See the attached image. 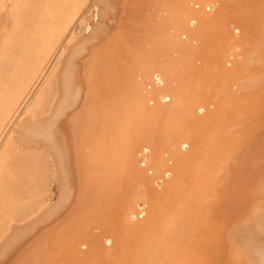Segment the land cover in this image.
<instances>
[{
    "label": "bare ground",
    "instance_id": "obj_1",
    "mask_svg": "<svg viewBox=\"0 0 264 264\" xmlns=\"http://www.w3.org/2000/svg\"><path fill=\"white\" fill-rule=\"evenodd\" d=\"M260 1L0 0V264H62L90 216L103 264L217 225L205 205L263 159L230 137L264 96Z\"/></svg>",
    "mask_w": 264,
    "mask_h": 264
},
{
    "label": "rangeland",
    "instance_id": "obj_2",
    "mask_svg": "<svg viewBox=\"0 0 264 264\" xmlns=\"http://www.w3.org/2000/svg\"><path fill=\"white\" fill-rule=\"evenodd\" d=\"M259 10L264 9V0L259 2L257 6ZM261 14L264 12L256 11ZM261 107L256 111V123L255 116H249L250 120L245 126L246 130L243 138L230 136L229 133H225L232 137L233 142H241L245 147L252 148L253 144L259 141V148H261L260 156L263 158L260 161L259 166L254 167L250 162L247 165V169L242 173V177L231 181L226 189L222 190L220 203L222 205H205L203 202L196 201V209H200L199 206L205 205L206 208L212 209L210 216L217 223L213 229L205 236L196 231L201 229V225L189 222L184 227L180 228L181 236L177 237V233L173 237H160V244L158 250L153 252L151 260L155 264H180V259L184 260L187 264H264V96H261ZM257 118L259 121H257ZM180 122L184 125L192 124L194 119L191 115L182 116ZM184 121V122H183ZM204 120L193 124L196 129L204 128ZM209 125V124H208ZM254 126H256L254 128ZM231 133V131H230ZM178 137H186L187 132H184L182 128L177 132ZM210 143H215V136L212 137L208 134ZM256 139V140H255ZM44 145V144H43ZM250 151V150H249ZM246 151V157L249 153ZM246 159V158H245ZM244 159V160H245ZM244 162V161H243ZM247 163V162H246ZM230 169H235V163L229 164ZM260 171V172H259ZM258 174H261V186H258ZM226 177V176H225ZM230 177V176H229ZM228 180L230 182V179ZM239 182L237 184L236 182ZM258 202V203H257ZM248 208L250 210H248ZM247 214L245 216V212ZM252 210L257 211V215ZM250 211V212H249ZM96 212V211H94ZM249 212V214H248ZM90 212L89 214H91ZM94 214V213H93ZM250 215V216H249ZM240 217L239 219H236ZM91 218V216H90ZM88 219L87 224L92 223V232L84 230L83 232L76 233L71 240L73 245L74 254L72 257H61L60 263L62 264H103L99 259V250L101 246H97L99 240L102 239L100 235H95L98 232V228H95V220ZM53 223H48L43 226L40 231L35 233L29 238L30 240L37 239L44 232V230L50 228ZM197 224V225H196ZM96 225V226H95ZM93 227V228H92ZM95 228V230H94ZM228 230L232 236L224 235V230ZM238 231V232H237ZM145 238L142 235H136L134 240L135 251L138 254H142V249L145 247V243L141 248V243ZM32 240V241H33ZM101 243V242H100ZM148 239H146V244ZM179 249H181L179 251ZM137 253V252H136ZM132 257V256H131ZM139 258V257H137ZM180 258V259H179ZM150 260V261H151ZM121 260L117 264H133V259L130 261ZM129 262V263H128ZM153 263V264H154Z\"/></svg>",
    "mask_w": 264,
    "mask_h": 264
}]
</instances>
